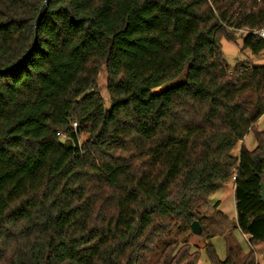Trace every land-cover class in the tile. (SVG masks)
<instances>
[{
  "label": "trees",
  "instance_id": "1",
  "mask_svg": "<svg viewBox=\"0 0 264 264\" xmlns=\"http://www.w3.org/2000/svg\"><path fill=\"white\" fill-rule=\"evenodd\" d=\"M44 1L0 0V264H199L180 237L231 183L264 246V66L222 49L264 52V0H49L36 32Z\"/></svg>",
  "mask_w": 264,
  "mask_h": 264
},
{
  "label": "rangeland",
  "instance_id": "2",
  "mask_svg": "<svg viewBox=\"0 0 264 264\" xmlns=\"http://www.w3.org/2000/svg\"><path fill=\"white\" fill-rule=\"evenodd\" d=\"M243 32H238V39L233 41L222 40V49L225 60L228 65L234 69L237 64L242 61L250 63L252 67L264 66V52L255 56L250 50L243 49ZM106 72L103 71L99 76V87L101 89L105 106L110 107V100L106 88ZM256 130L264 131V115L258 120ZM247 149L253 150L257 141L253 131L249 132L245 138L244 143ZM242 142L233 150L235 156L240 155ZM216 201L219 207H217ZM204 215L203 228L206 234L201 236L192 232H187L180 237L184 239L188 237L191 244V251H200L199 264H211L206 251V245L211 243L216 255L220 260H225L229 250L232 249L233 257L236 264H242L249 253L254 252L257 264H264V246L252 247L250 244V235L245 234L236 225V200L234 195V183L215 192L206 205L202 209ZM212 235V236H211ZM209 236H211L209 238ZM256 254V255H255Z\"/></svg>",
  "mask_w": 264,
  "mask_h": 264
},
{
  "label": "water",
  "instance_id": "3",
  "mask_svg": "<svg viewBox=\"0 0 264 264\" xmlns=\"http://www.w3.org/2000/svg\"><path fill=\"white\" fill-rule=\"evenodd\" d=\"M48 5H49V0H45L40 11H39V14L37 16V19L35 21V31L37 32V27L38 25L40 24V22L43 20V18L45 17V14L47 12V8H48ZM37 41V36L35 34V43ZM29 53V52H28ZM28 53L21 59V61L13 68H16L18 66L21 65V63L25 60L26 56L28 55ZM12 68V69H13ZM261 196H262V199L264 200V182L261 184ZM191 230L194 234H201V231H202V227H201V224L199 221L195 220L193 221V223L191 224Z\"/></svg>",
  "mask_w": 264,
  "mask_h": 264
},
{
  "label": "built area",
  "instance_id": "4",
  "mask_svg": "<svg viewBox=\"0 0 264 264\" xmlns=\"http://www.w3.org/2000/svg\"><path fill=\"white\" fill-rule=\"evenodd\" d=\"M255 32H256V34H258L259 36L264 38V29L256 30Z\"/></svg>",
  "mask_w": 264,
  "mask_h": 264
},
{
  "label": "crops",
  "instance_id": "5",
  "mask_svg": "<svg viewBox=\"0 0 264 264\" xmlns=\"http://www.w3.org/2000/svg\"><path fill=\"white\" fill-rule=\"evenodd\" d=\"M243 143H244V140H243ZM244 145H245V144H244ZM234 189H235V185H234ZM218 203H220V202H219V201H216V204H215V205H216L217 207H219V206H218V205H219ZM248 235H249V234H248Z\"/></svg>",
  "mask_w": 264,
  "mask_h": 264
}]
</instances>
